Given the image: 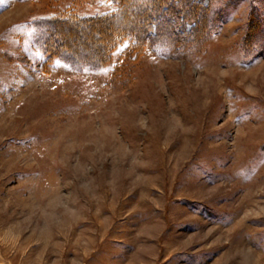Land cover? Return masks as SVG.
I'll return each mask as SVG.
<instances>
[{
	"label": "rangeland",
	"instance_id": "obj_1",
	"mask_svg": "<svg viewBox=\"0 0 264 264\" xmlns=\"http://www.w3.org/2000/svg\"><path fill=\"white\" fill-rule=\"evenodd\" d=\"M117 7L0 0V264H264V0H147L145 44L55 53L100 36L51 19Z\"/></svg>",
	"mask_w": 264,
	"mask_h": 264
},
{
	"label": "trees",
	"instance_id": "obj_2",
	"mask_svg": "<svg viewBox=\"0 0 264 264\" xmlns=\"http://www.w3.org/2000/svg\"><path fill=\"white\" fill-rule=\"evenodd\" d=\"M112 1L118 3V7L113 11L94 16H77L70 13L50 20V24L53 26V29L57 27V24L65 25L68 29L72 30H76L79 27H89L90 29H93V26L95 25V28L97 29L96 31H98L100 36L99 39L96 40L95 44L99 42L100 47L93 48L94 42L87 43V47H84V50H87L88 52L91 51L93 56L79 54L77 52L71 55V52H74L75 49L73 41L72 43H63L61 47H57L55 49V53H60L62 58L69 59L71 62L76 61L77 63H84L98 67L103 66L104 63L109 60L110 53L116 43L126 36L133 37L135 39V44H139L141 42L142 44H145L148 35H150L148 34V31L152 28V24L155 23L154 21L157 23L158 19L153 20L149 17V14H147L148 12H144L142 15L146 18L148 17V19L143 26H140L137 22H134V17L138 15L137 12L132 13L131 10L133 8L137 10L147 0ZM187 4L188 3H186V12L188 11V14H193V9H191V13L190 7ZM156 8L157 7L154 5V9ZM186 12L182 14L183 18L187 15ZM81 31L83 32L82 29ZM155 32H157V30H155ZM156 34L152 37V41L155 39ZM75 39L77 38L75 37Z\"/></svg>",
	"mask_w": 264,
	"mask_h": 264
}]
</instances>
